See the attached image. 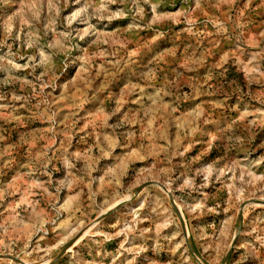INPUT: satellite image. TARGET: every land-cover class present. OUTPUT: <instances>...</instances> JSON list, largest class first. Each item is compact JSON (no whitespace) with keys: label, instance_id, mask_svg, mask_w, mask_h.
<instances>
[{"label":"rangeland","instance_id":"obj_1","mask_svg":"<svg viewBox=\"0 0 264 264\" xmlns=\"http://www.w3.org/2000/svg\"><path fill=\"white\" fill-rule=\"evenodd\" d=\"M0 264H264V0H0Z\"/></svg>","mask_w":264,"mask_h":264},{"label":"water","instance_id":"obj_2","mask_svg":"<svg viewBox=\"0 0 264 264\" xmlns=\"http://www.w3.org/2000/svg\"><path fill=\"white\" fill-rule=\"evenodd\" d=\"M140 189V188H139ZM123 203V201H121L119 204H122ZM109 214V211L108 212H105L102 216H106V215H108ZM183 228H184V231H185V233H186V227H185V225L183 224ZM186 237H187V235H186ZM191 247H192V249H194L193 248V246L191 245ZM68 248V247H67ZM67 248H65L64 250H62L61 252H59V254L55 257V259H57L61 254H63L66 250H67Z\"/></svg>","mask_w":264,"mask_h":264},{"label":"bare ground","instance_id":"obj_3","mask_svg":"<svg viewBox=\"0 0 264 264\" xmlns=\"http://www.w3.org/2000/svg\"><path fill=\"white\" fill-rule=\"evenodd\" d=\"M214 90V89H213Z\"/></svg>","mask_w":264,"mask_h":264}]
</instances>
